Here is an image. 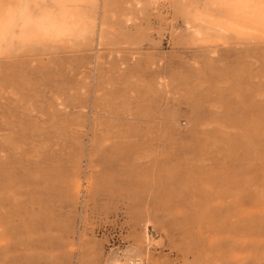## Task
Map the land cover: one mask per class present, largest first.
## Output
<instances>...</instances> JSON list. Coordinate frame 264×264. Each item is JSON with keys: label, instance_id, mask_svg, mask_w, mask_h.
Here are the masks:
<instances>
[{"label": "rangeland", "instance_id": "374dc122", "mask_svg": "<svg viewBox=\"0 0 264 264\" xmlns=\"http://www.w3.org/2000/svg\"><path fill=\"white\" fill-rule=\"evenodd\" d=\"M25 1L73 35L0 54V264H264V25L207 29L264 0Z\"/></svg>", "mask_w": 264, "mask_h": 264}, {"label": "bare ground", "instance_id": "6f19581e", "mask_svg": "<svg viewBox=\"0 0 264 264\" xmlns=\"http://www.w3.org/2000/svg\"><path fill=\"white\" fill-rule=\"evenodd\" d=\"M27 1L29 2V0H27ZM238 3H240V1ZM247 3L248 2H246V4ZM35 5H36V3H35ZM231 6H233V4ZM239 6L240 5H238L236 7L238 8ZM250 7H253V6L250 5ZM250 7L249 6L247 7L246 5L244 7H242L241 10L243 12H241V13H239V11H238L239 8L238 9L234 8L235 10L233 9V12L231 10V13H233V15H231V16H234V18H233L234 20H228L227 21L228 23H226V24L229 25L228 26L229 30L228 29L225 30L222 27V25L219 23L218 24L211 23V25L207 24L208 26H210L207 29L209 31L210 30L214 31V33H212V35L213 34L216 35L215 34V32H216L218 35L222 36L224 34L226 35V33H227L226 31H232L233 33H236V34H246L250 30L252 31V29L248 28L247 26H243L241 24V23H245V22H254V23L258 22L263 26L264 25V17H261V14L256 15L257 11H255V12L253 11L254 13H252V14H251V12H246V11H250L248 9ZM226 14H228V13H226ZM68 15H69V13H68ZM206 16H211V14L209 13V15H206ZM64 17H66V16H64ZM211 17H214V16H211ZM60 18L61 17L48 15L44 12L39 14V16H34L31 13V11H29V8H28L25 0H0V54L3 53V51L8 52V50H10L13 47V44L15 42L18 45H22L23 47L24 46L30 47V45H32V47H33V45H35V44L37 45V43L41 44V42H44V43L47 41L50 42L51 39H56V38H59L62 36L63 37L61 39L68 38V37H66L67 35H69V34H67L69 32L68 23L65 20V18L62 17L61 20H60ZM217 18H219V17H217ZM72 19H73V17H72ZM71 20L69 22L72 23ZM225 26L226 25H224V27ZM70 32H71V30H70ZM80 32H81V30H80ZM203 33H205V32H203ZM70 35H73V34L70 33ZM195 35H196V33H195ZM198 36L201 37L200 34ZM203 36H205V35H203ZM247 36H249V35H247ZM210 37H212V36H210ZM257 38H258V36H257ZM58 40L60 41V38ZM63 41H64V39H63ZM16 45H14V46H16ZM146 242H147V245H149V248H150V246H152L154 244V240L148 235L146 236ZM135 263L142 264V261L139 258H137L136 250H134L133 248H130V249L126 248L124 251H118L117 253H112L109 255V257H107L103 260V264H135Z\"/></svg>", "mask_w": 264, "mask_h": 264}, {"label": "built area", "instance_id": "2783aa9c", "mask_svg": "<svg viewBox=\"0 0 264 264\" xmlns=\"http://www.w3.org/2000/svg\"><path fill=\"white\" fill-rule=\"evenodd\" d=\"M115 251H117V249H115ZM135 264H137V263H135Z\"/></svg>", "mask_w": 264, "mask_h": 264}]
</instances>
